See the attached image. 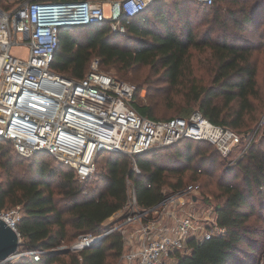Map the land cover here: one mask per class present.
Wrapping results in <instances>:
<instances>
[{"label": "trees", "instance_id": "16d2710c", "mask_svg": "<svg viewBox=\"0 0 264 264\" xmlns=\"http://www.w3.org/2000/svg\"><path fill=\"white\" fill-rule=\"evenodd\" d=\"M224 1L237 8L224 9ZM12 5L14 2H9L6 9ZM191 6L202 9L207 26L200 38L194 32ZM262 10L264 1L250 5L249 0H213L212 4L154 0L130 18L121 15L125 31L113 30L110 20L101 25L61 28V43L51 69L79 79L88 73L93 59L125 74L139 65L150 66L158 81L167 84L158 91L181 99L169 106L176 115L156 116L153 107L157 94L149 89L141 97V83L129 81L136 85L132 104L142 116L168 120L199 109L212 122L245 137L254 131L264 99L254 49L239 32L252 22L258 24L254 16L263 14ZM214 33L219 37H213ZM0 143V212L20 206L21 217L16 224L20 252L48 250L37 259L23 253L18 261L8 264H118L124 246L120 230L81 250L50 249L82 234L109 230L113 225L105 222L129 201V181L139 206L147 209L168 195V186L171 192L192 183L203 189L201 175L230 160L212 142L185 137L137 154L139 173L126 154L102 152L95 172L81 180L67 164L55 159L56 164L51 165L48 154L25 157L10 141L0 139ZM236 164L242 178L220 185L222 201L215 208L218 224L227 233L205 241L190 239V251L177 252L176 264H261L257 254L261 252L264 259V231L249 221L255 211V194L262 199L260 207L264 210V139L255 142Z\"/></svg>", "mask_w": 264, "mask_h": 264}, {"label": "built area", "instance_id": "2783aa9c", "mask_svg": "<svg viewBox=\"0 0 264 264\" xmlns=\"http://www.w3.org/2000/svg\"><path fill=\"white\" fill-rule=\"evenodd\" d=\"M5 1L14 5L10 9L0 6V139L10 141L20 155L30 157L47 151L85 180L95 172L97 157L105 151L126 154L133 161V170L139 173L137 154L185 137L212 142L232 164L244 157L257 140L256 130L242 137L212 122L199 109L168 120L142 116L132 104L136 85L100 71L99 59H93L83 78H68L52 71L61 43L60 29L107 21L103 0ZM153 1L112 0L111 28L125 31L121 15L130 18ZM16 44L28 46L27 58L12 55L11 48ZM236 149L237 155L232 158ZM199 192L200 186L192 183L143 209L132 190L128 203L115 213L119 217L109 230L82 234L71 245L62 241L50 250H81L120 230L124 246L118 264H176L177 252L190 251V239L205 241L227 233L218 224L215 209L204 207ZM0 217L17 229L20 206L0 213ZM47 252L28 253L37 259Z\"/></svg>", "mask_w": 264, "mask_h": 264}, {"label": "rangeland", "instance_id": "374dc122", "mask_svg": "<svg viewBox=\"0 0 264 264\" xmlns=\"http://www.w3.org/2000/svg\"><path fill=\"white\" fill-rule=\"evenodd\" d=\"M103 1L106 4L105 12H106V15L108 16V20H111L112 18V12H111L112 2L111 1L112 0H103ZM261 1H264V0H249V3L250 5H253L254 3L257 4L258 2H261ZM214 3H215V0H214ZM7 4L8 2H6L5 0H0V6L2 8H7ZM222 5L224 9L228 7L237 8V5H235L234 3L230 1H224ZM191 7H193V11L195 12V14L192 16L193 21H195L194 32L197 34V37L200 38L204 36L207 26L204 23L205 20L203 18L202 9H198L196 8V6H191ZM238 18L241 19V16H238ZM255 18L258 21L257 22L258 24H254L252 22L249 27L244 26V29L239 33L243 35L245 40L249 43V46L254 49L253 56L257 60V65L259 68L260 88H261L262 97L264 99V13L261 14L260 12L259 14H257V16H254V19ZM231 29H232V26H231ZM253 33H256L254 37L252 36ZM83 34L84 32L81 33V35ZM213 37H219V34L214 33ZM11 53L12 55L20 57V58H27L29 56V48L27 45L16 44L12 46ZM98 69L100 71L113 74L120 79L131 81L137 85L141 83L140 85L141 87H143V90L141 91V97H145L149 89L152 91V93L157 94L154 98V101L156 102V104L153 107V112L156 116H162L163 118H168L171 115H176V113H174L171 109H169V106L170 104H173L179 99H181V97H179V95L174 96V97L169 95L170 97H167L166 92H164V90L159 92L158 89L166 87L167 84L158 81V74H156L155 70H152L150 66L139 65V66H136L134 69H132V71H129L125 74L123 70L118 71L117 69L113 67H109V66L106 67L104 65H101V63L99 62ZM143 79H146L148 83H145ZM141 102L145 103L146 100L141 101ZM253 130H256V134H257V140L255 141L256 143H258L261 139H264V108H263V113L259 117V121L257 122V124L254 125ZM0 147H1V143H0ZM236 155H237V149L232 153L231 157L234 158L236 157ZM47 157L51 161L50 163L51 165H52V162H53V165L56 164L55 158L51 154H48ZM236 165H237L236 163L234 164L229 163V159H227L225 161H222L216 167L208 170V173L201 175L203 189L200 190L198 197L203 199L204 207L210 206L215 209L216 205L222 201V197L220 196V191H221L220 185L221 184L226 183L227 181L236 183L241 180L242 174ZM24 170L25 169H22L21 171H24ZM56 180L57 178L55 179V181ZM199 183L201 182L199 181ZM129 186H130L129 187L130 191H132L131 182ZM165 191L168 193V195L173 193L171 192L172 190L169 186L165 188ZM252 202L255 205V211L250 217L249 223L253 222L255 227H258L264 231V210L260 207V204L262 203V199L260 198L258 194H255ZM9 211L11 210L4 211V212H9ZM260 216L261 218H259ZM118 217L119 216L116 214L113 215L105 222V225H110V226L113 225L117 221ZM78 237L76 239H78ZM76 239L70 242H67V244L71 245L72 243L75 242ZM261 239L262 241H264V235L262 236ZM19 253L20 254L18 256L12 258L11 260H9V262L18 261L21 255H23V253H28V252L24 251V252H19ZM260 256H261V252L257 254V260H260V263L264 264V259H262V257ZM9 262L2 263V264H8Z\"/></svg>", "mask_w": 264, "mask_h": 264}, {"label": "water", "instance_id": "95a60500", "mask_svg": "<svg viewBox=\"0 0 264 264\" xmlns=\"http://www.w3.org/2000/svg\"><path fill=\"white\" fill-rule=\"evenodd\" d=\"M40 152L49 154L44 150ZM20 244L21 238L17 229L12 227L3 217H0V264L19 254Z\"/></svg>", "mask_w": 264, "mask_h": 264}, {"label": "bare ground", "instance_id": "6f19581e", "mask_svg": "<svg viewBox=\"0 0 264 264\" xmlns=\"http://www.w3.org/2000/svg\"><path fill=\"white\" fill-rule=\"evenodd\" d=\"M111 8H113L112 6H111ZM113 11V10H112ZM115 11H117V7H115Z\"/></svg>", "mask_w": 264, "mask_h": 264}]
</instances>
